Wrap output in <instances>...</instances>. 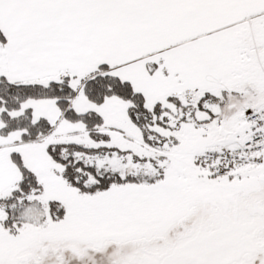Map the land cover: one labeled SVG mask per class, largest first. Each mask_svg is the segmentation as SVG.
Here are the masks:
<instances>
[{
	"label": "snow or ice",
	"instance_id": "snow-or-ice-1",
	"mask_svg": "<svg viewBox=\"0 0 264 264\" xmlns=\"http://www.w3.org/2000/svg\"><path fill=\"white\" fill-rule=\"evenodd\" d=\"M0 264H264V0H0Z\"/></svg>",
	"mask_w": 264,
	"mask_h": 264
}]
</instances>
